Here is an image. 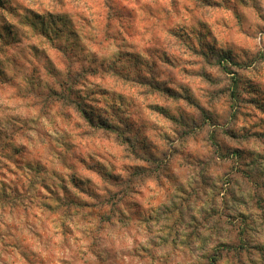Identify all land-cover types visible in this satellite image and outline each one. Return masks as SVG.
Returning <instances> with one entry per match:
<instances>
[{"label": "rangeland", "instance_id": "rangeland-1", "mask_svg": "<svg viewBox=\"0 0 264 264\" xmlns=\"http://www.w3.org/2000/svg\"><path fill=\"white\" fill-rule=\"evenodd\" d=\"M0 264H264V0H0Z\"/></svg>", "mask_w": 264, "mask_h": 264}, {"label": "trees", "instance_id": "trees-1", "mask_svg": "<svg viewBox=\"0 0 264 264\" xmlns=\"http://www.w3.org/2000/svg\"><path fill=\"white\" fill-rule=\"evenodd\" d=\"M88 121H89V123H92V122H91V121H92L91 119H89ZM92 126H93V125H92Z\"/></svg>", "mask_w": 264, "mask_h": 264}]
</instances>
